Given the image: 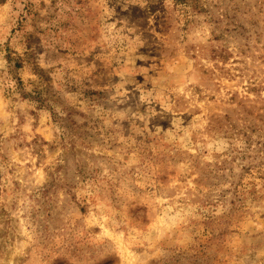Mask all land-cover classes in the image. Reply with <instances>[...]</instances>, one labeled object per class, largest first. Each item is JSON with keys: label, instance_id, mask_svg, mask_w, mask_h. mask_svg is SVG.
Here are the masks:
<instances>
[{"label": "rangeland", "instance_id": "obj_1", "mask_svg": "<svg viewBox=\"0 0 264 264\" xmlns=\"http://www.w3.org/2000/svg\"><path fill=\"white\" fill-rule=\"evenodd\" d=\"M0 264H264V0H0Z\"/></svg>", "mask_w": 264, "mask_h": 264}, {"label": "trees", "instance_id": "obj_2", "mask_svg": "<svg viewBox=\"0 0 264 264\" xmlns=\"http://www.w3.org/2000/svg\"><path fill=\"white\" fill-rule=\"evenodd\" d=\"M39 73H41V72H39Z\"/></svg>", "mask_w": 264, "mask_h": 264}]
</instances>
